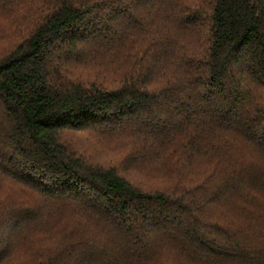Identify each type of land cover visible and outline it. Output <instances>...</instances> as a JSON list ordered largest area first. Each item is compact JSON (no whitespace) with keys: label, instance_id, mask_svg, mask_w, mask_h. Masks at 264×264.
Returning a JSON list of instances; mask_svg holds the SVG:
<instances>
[{"label":"trees","instance_id":"trees-1","mask_svg":"<svg viewBox=\"0 0 264 264\" xmlns=\"http://www.w3.org/2000/svg\"><path fill=\"white\" fill-rule=\"evenodd\" d=\"M0 264H264V0H0Z\"/></svg>","mask_w":264,"mask_h":264},{"label":"snow or ice","instance_id":"snow-or-ice-1","mask_svg":"<svg viewBox=\"0 0 264 264\" xmlns=\"http://www.w3.org/2000/svg\"><path fill=\"white\" fill-rule=\"evenodd\" d=\"M12 237L11 230L7 226H0V257L3 256L6 246Z\"/></svg>","mask_w":264,"mask_h":264}]
</instances>
